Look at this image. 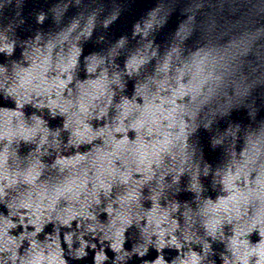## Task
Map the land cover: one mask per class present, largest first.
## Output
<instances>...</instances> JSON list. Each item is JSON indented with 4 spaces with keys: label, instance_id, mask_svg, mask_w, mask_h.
Wrapping results in <instances>:
<instances>
[{
    "label": "clouds",
    "instance_id": "9594fccd",
    "mask_svg": "<svg viewBox=\"0 0 264 264\" xmlns=\"http://www.w3.org/2000/svg\"><path fill=\"white\" fill-rule=\"evenodd\" d=\"M28 2L0 0V264H264V0L115 38L132 0Z\"/></svg>",
    "mask_w": 264,
    "mask_h": 264
},
{
    "label": "water",
    "instance_id": "95a60500",
    "mask_svg": "<svg viewBox=\"0 0 264 264\" xmlns=\"http://www.w3.org/2000/svg\"><path fill=\"white\" fill-rule=\"evenodd\" d=\"M43 3L44 0H29L25 8V15L31 12L34 8H39L41 6L46 7L47 5H44ZM154 4H155V0H132V2L130 3L129 10L124 13V15L115 25H113L111 29L113 38L118 37L122 33L130 32L132 22L135 19L139 18V16H141L149 8L153 7ZM74 11L75 10H73V12ZM175 19L176 17L173 16V23L170 25V27H174ZM29 23L30 24L32 23L31 18L29 19ZM91 50H93V46L90 44L87 46L86 51H91ZM234 118L242 119L243 113L235 114Z\"/></svg>",
    "mask_w": 264,
    "mask_h": 264
}]
</instances>
